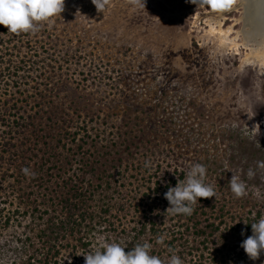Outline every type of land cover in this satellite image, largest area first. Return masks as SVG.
Wrapping results in <instances>:
<instances>
[{
	"label": "rangeland",
	"instance_id": "1",
	"mask_svg": "<svg viewBox=\"0 0 264 264\" xmlns=\"http://www.w3.org/2000/svg\"><path fill=\"white\" fill-rule=\"evenodd\" d=\"M244 12L243 0H233L222 18L186 0H147L142 10L132 9L130 0H111L103 13L91 0H65L51 26L31 35L33 48L45 43L36 51L55 69L49 96L41 98L36 87V107L58 108L74 130L81 127L93 180L102 171L116 175L110 212L102 214L91 248L76 260L63 249L61 264H84L82 254L97 249L99 235L126 252L148 242L151 254L166 262L169 247L139 229L151 222L170 227L179 218L166 213L165 199L150 195L147 175L160 167L165 184L174 169L192 163L207 167L206 183L216 191L208 199L225 208V224L207 248L198 238L175 254L183 264H264V254L253 261L240 247L252 234L246 221L264 215V198L249 191L237 199L228 188L240 174L264 197V170L256 169L264 160V46L245 40ZM249 168L256 171L251 179ZM15 233L22 230L0 229V264L25 256L15 250Z\"/></svg>",
	"mask_w": 264,
	"mask_h": 264
},
{
	"label": "trees",
	"instance_id": "2",
	"mask_svg": "<svg viewBox=\"0 0 264 264\" xmlns=\"http://www.w3.org/2000/svg\"><path fill=\"white\" fill-rule=\"evenodd\" d=\"M32 38L31 34L7 33L0 26V229L22 230L21 235L15 233L13 243L16 252L25 256L5 264H61L63 249L71 250L69 256L76 260L80 251L91 248V236L101 225L102 214L110 212L107 198L116 175L102 171L93 180V161L87 158L84 137L78 135L81 127L74 130L58 108L36 107V87L41 98L49 96L55 69L51 58L36 51L37 46L44 50L45 43L35 41L33 48ZM25 168L28 174L22 171ZM159 170H145L150 172L148 190L151 196L164 199L188 168L174 169L165 184ZM210 202L200 198L190 216L177 215L179 219H172L173 226L166 228L153 222L149 227L143 224L139 234L164 235V243L173 250L188 247L198 238L199 245L207 248L226 216L224 207L217 209ZM260 216L257 213L255 219L246 221L245 229L251 232V224ZM198 258L204 260L203 251Z\"/></svg>",
	"mask_w": 264,
	"mask_h": 264
},
{
	"label": "clouds",
	"instance_id": "3",
	"mask_svg": "<svg viewBox=\"0 0 264 264\" xmlns=\"http://www.w3.org/2000/svg\"><path fill=\"white\" fill-rule=\"evenodd\" d=\"M110 2L111 0H91L92 5L100 13L108 10ZM146 2L147 0H130V5L134 10H142L145 9ZM186 3L195 5L196 8L207 9L214 18H222L230 9L233 0H186ZM64 6L65 0H0V26L6 28L7 33L35 35L45 24L51 26L52 19L64 11ZM261 7H264V3ZM256 169L264 170V160L256 162ZM22 171L25 174L29 172L27 168ZM206 175L207 167L204 164H190L184 179L178 180L175 187H169L164 193V199L169 204L166 213L190 216L194 210L192 205L200 198H215L216 191L206 183ZM245 175L251 179L256 175V171L249 168ZM228 188L237 199L247 196L249 191H252L257 199L264 198L260 189H250L240 174L231 176ZM251 233L242 240L240 247L249 259L255 261L264 254V215L251 224ZM241 235H244L243 231ZM97 240L99 245L95 251L82 254L84 264H183L182 259L171 248L168 251L172 254L165 262L157 255L151 254L153 246L148 242L136 244L126 252V246L108 242L103 235L97 236ZM163 241L164 237L160 236L156 243L163 244Z\"/></svg>",
	"mask_w": 264,
	"mask_h": 264
},
{
	"label": "bare ground",
	"instance_id": "4",
	"mask_svg": "<svg viewBox=\"0 0 264 264\" xmlns=\"http://www.w3.org/2000/svg\"><path fill=\"white\" fill-rule=\"evenodd\" d=\"M264 0H243L245 8L243 21L249 27L244 32L247 42L255 41L258 46H264Z\"/></svg>",
	"mask_w": 264,
	"mask_h": 264
}]
</instances>
